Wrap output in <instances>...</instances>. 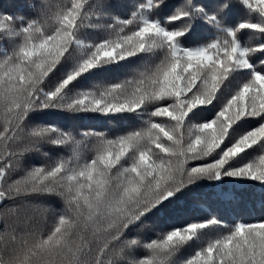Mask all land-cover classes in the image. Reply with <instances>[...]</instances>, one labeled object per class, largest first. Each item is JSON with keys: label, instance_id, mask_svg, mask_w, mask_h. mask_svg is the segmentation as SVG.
<instances>
[{"label": "snow or ice", "instance_id": "obj_1", "mask_svg": "<svg viewBox=\"0 0 264 264\" xmlns=\"http://www.w3.org/2000/svg\"><path fill=\"white\" fill-rule=\"evenodd\" d=\"M0 264H264V0H0Z\"/></svg>", "mask_w": 264, "mask_h": 264}]
</instances>
